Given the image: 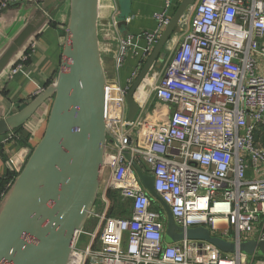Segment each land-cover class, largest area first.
Returning a JSON list of instances; mask_svg holds the SVG:
<instances>
[{
    "label": "built area",
    "instance_id": "built-area-1",
    "mask_svg": "<svg viewBox=\"0 0 264 264\" xmlns=\"http://www.w3.org/2000/svg\"><path fill=\"white\" fill-rule=\"evenodd\" d=\"M13 1L0 0V12ZM173 2L165 0L157 28L145 33L147 57L170 23ZM114 10L103 27L125 54L131 40L122 38ZM188 11L163 65L154 61L136 89L133 121L126 95L138 70L124 85L108 79L102 209L91 214L70 264H264L258 255L225 254L202 240L167 243L166 214L135 169L154 177L177 225L204 226L233 242L264 239V0H197ZM35 43L11 67L10 79ZM141 86L143 101L136 96ZM13 138L11 131L5 141ZM23 164L11 169L0 203ZM110 191L130 203L129 215H109Z\"/></svg>",
    "mask_w": 264,
    "mask_h": 264
},
{
    "label": "water",
    "instance_id": "water-1",
    "mask_svg": "<svg viewBox=\"0 0 264 264\" xmlns=\"http://www.w3.org/2000/svg\"><path fill=\"white\" fill-rule=\"evenodd\" d=\"M69 1L67 42L55 83L35 95L18 112L0 119L1 137L23 127L44 103L52 101L42 137L28 151L21 171L14 170L16 177L0 203V264H70L77 239L100 198L110 89L100 44L103 22L99 15L100 0ZM196 1L181 0L130 86L126 95L130 121L140 109L134 97L136 89L151 64L158 62L159 54L162 57L167 54L166 43ZM58 2L41 3L44 8L54 9ZM129 3V0L121 2L124 14L118 27L123 32ZM35 30L29 23L4 51L0 57V75L20 49L24 47V53L29 50L34 39L25 48L26 41ZM10 165L14 169L11 160ZM135 169L147 191L164 209L167 243L202 240L225 254L264 256V239L233 242L212 235L204 226L185 229L177 225L169 205L154 188V177L144 174L138 164Z\"/></svg>",
    "mask_w": 264,
    "mask_h": 264
},
{
    "label": "crops",
    "instance_id": "crops-1",
    "mask_svg": "<svg viewBox=\"0 0 264 264\" xmlns=\"http://www.w3.org/2000/svg\"><path fill=\"white\" fill-rule=\"evenodd\" d=\"M129 1L127 24L124 26L125 32L120 29V33L122 38L131 40V45L127 48L126 62L121 67V73L123 72L120 75L121 78L119 76H116L115 79L112 78L122 85L126 84L132 73L139 70L141 63L145 64L146 58L150 56H145L147 47L145 33L155 31L157 28L155 15L165 8V0ZM121 2L122 0H100L99 15L103 21L100 24V44L102 39L106 38L104 34L103 37L101 34L102 31L104 32L103 26L110 20L115 7H117L119 19L124 14ZM180 2L181 0H174L170 11L172 16ZM51 8L53 9L52 6L44 8L42 3L31 4L26 0H17L13 1L10 7L0 14V57L29 23H32L36 28L26 41L25 48L33 39L36 43L23 69L14 78H9V71L24 53V47L11 59L0 75V119L18 112L35 95L54 84L59 75L64 57L63 51L67 42L70 1L59 0L53 11ZM189 19L190 11H187L178 28L166 43V50L169 45L176 42L175 39L181 32L180 27L181 30L186 29ZM166 59L167 54L163 57L159 54V67ZM51 103V100L44 103L22 127L23 135L21 133L20 135L28 137L27 144L20 142L17 138L5 141L8 134L0 137V177H3L8 170L12 171L10 160L16 167L21 166L28 151L40 140L46 127ZM160 208L164 211L162 205Z\"/></svg>",
    "mask_w": 264,
    "mask_h": 264
},
{
    "label": "rangeland",
    "instance_id": "rangeland-1",
    "mask_svg": "<svg viewBox=\"0 0 264 264\" xmlns=\"http://www.w3.org/2000/svg\"><path fill=\"white\" fill-rule=\"evenodd\" d=\"M108 27H109L108 28L109 31H111L112 30L111 25H109ZM180 31H181V27H180ZM101 34H102V37H103V34L106 36L104 40L102 39L101 48H102V57H103V63H104L105 71L107 74V78L110 80H114L116 76H119L121 78L120 75H122L123 73V72L121 73V67L126 62V59L128 56L127 55L128 50L125 51V54H122V51L124 49L122 47L120 40L108 38L107 31L105 29H104V32L102 31ZM114 35L116 36V34ZM127 64H128V61H127ZM142 65H144V62L141 63L140 69L141 67H143ZM140 69L138 70V72L140 71ZM112 205H114V209L112 211L113 213H121L123 209H127V205L126 206L124 205V207H121L120 203L114 200L111 201L110 208L112 207ZM110 208H109V211H110ZM99 209H102V205L100 206Z\"/></svg>",
    "mask_w": 264,
    "mask_h": 264
},
{
    "label": "trees",
    "instance_id": "trees-1",
    "mask_svg": "<svg viewBox=\"0 0 264 264\" xmlns=\"http://www.w3.org/2000/svg\"><path fill=\"white\" fill-rule=\"evenodd\" d=\"M23 130L22 127L18 128V129H15L14 132H15V137L17 138V140H19L20 142L22 141V143H25L27 144V139L28 137H23V133H21ZM20 133L22 135H20ZM14 173L11 172L10 170L7 171V173L3 176V177H0V189H3L5 187V185H7V183L13 179L14 177ZM109 196L111 198V201H117L120 203V206L121 207H124V205L126 206L127 205V209H123L121 211V213H113V209H114V205H112V207L110 208V211H109V215L110 216H127L129 215L131 212H130V203L128 201H125L123 200L120 195L116 192V191H110L109 192ZM102 205L101 201H100V198L98 199L97 201V204L95 206V211H99L100 209V206ZM162 210V209H161ZM86 228H89V223L87 224V227ZM260 258H264V256H260L258 255Z\"/></svg>",
    "mask_w": 264,
    "mask_h": 264
},
{
    "label": "bare ground",
    "instance_id": "bare-ground-1",
    "mask_svg": "<svg viewBox=\"0 0 264 264\" xmlns=\"http://www.w3.org/2000/svg\"><path fill=\"white\" fill-rule=\"evenodd\" d=\"M108 69V68H107ZM114 71V70H113ZM107 75V74H106ZM137 98L140 101H143L146 97H147V91L144 88V86H141V88L139 89V91L137 92Z\"/></svg>",
    "mask_w": 264,
    "mask_h": 264
}]
</instances>
